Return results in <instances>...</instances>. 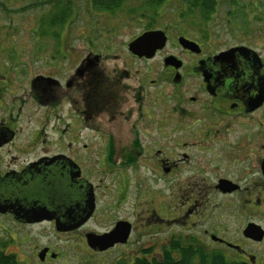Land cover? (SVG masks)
<instances>
[{
  "label": "flooded vegetation",
  "instance_id": "flooded-vegetation-1",
  "mask_svg": "<svg viewBox=\"0 0 264 264\" xmlns=\"http://www.w3.org/2000/svg\"><path fill=\"white\" fill-rule=\"evenodd\" d=\"M75 1L0 2V250L73 264L55 233L101 264L186 251L264 264V34L245 23L264 21L262 5L231 3L239 33L222 42L220 2L172 0L165 21L171 0H152L127 35L121 5L86 0L98 18L73 35ZM109 234L112 247L91 246Z\"/></svg>",
  "mask_w": 264,
  "mask_h": 264
},
{
  "label": "rangeland",
  "instance_id": "rangeland-1",
  "mask_svg": "<svg viewBox=\"0 0 264 264\" xmlns=\"http://www.w3.org/2000/svg\"><path fill=\"white\" fill-rule=\"evenodd\" d=\"M21 1H25V0H0V2H21ZM27 1V0H26ZM55 2L57 0H54ZM75 2L79 3V9H75L72 10L71 13V19H73V24L71 27V31L73 35H77L80 34V32H82V24L84 20H87L89 18H98L96 15L98 14L97 10H88L87 7H85V3L86 0H76ZM152 3V0H126L123 2V4L120 7L122 10H125V12L127 13V19L124 20L126 22L123 21H115L116 25L118 26L119 30H127L128 32L126 33L127 35H130L131 33L134 32H139L142 28V25H146L144 23H146L145 19L147 17V9H146V5L147 3ZM167 2V1H166ZM169 2V1H168ZM166 3L165 4V9L166 12H168V15L164 18L165 21H167L168 19H172L174 17H172V14L175 12L172 9V6H174L175 4H177L174 1H170V3ZM231 3H241L244 5H253L254 4H258V5H262V12L261 15L264 18V0H221L220 4L221 7H218V11L217 13H215L212 17V19H214V22L211 23V26L213 27L212 31L215 35H217L218 39L221 40L222 42H230L231 39V35L233 34H238L239 32H235L234 30H232L229 25L231 23H228L227 19L229 18V10L231 8L230 4ZM169 4V5H168ZM168 5V6H167ZM257 5V6H258ZM58 13V12H56ZM105 17L104 18H108L107 15H109V12L105 11ZM143 14L145 15V17L143 16ZM59 16V14L57 15ZM99 18H102L101 16ZM111 18V17H110ZM137 19H141L143 24L140 25V23L136 22L134 23V26H130L128 22L130 21H135ZM192 20L194 19L193 16L189 17ZM233 20L238 19V16L233 15L231 17ZM239 20L244 22L241 19V16H239ZM252 20H254V22H252ZM257 17L256 18H252L249 21H245L248 22V26L250 28L249 34L251 35H255L257 33H263L264 34V21L257 23ZM119 22L123 23V24H119ZM228 26V27H227ZM257 27H259L257 29ZM38 239V237H37ZM41 241L39 242H44L46 241V236L44 234L41 233V238H39ZM53 243H57L56 246L61 247L63 249L66 250V252H68L70 254L71 259L73 260V264H101L99 261H101V258L95 256V258H91L89 257V255L84 252V251H75V250H70L68 246H72L70 242H68L67 240V236H63V235H56L55 233H53ZM68 245V246H67ZM75 248V247H74ZM65 252V251H64ZM108 256V254H107ZM118 256V253L116 252H112V255L110 256L111 259H115Z\"/></svg>",
  "mask_w": 264,
  "mask_h": 264
},
{
  "label": "trees",
  "instance_id": "trees-1",
  "mask_svg": "<svg viewBox=\"0 0 264 264\" xmlns=\"http://www.w3.org/2000/svg\"><path fill=\"white\" fill-rule=\"evenodd\" d=\"M54 1V0H53ZM100 3H105L106 5H114L119 7L120 5L123 4L124 1L126 0H95ZM155 3H159L161 0H153ZM221 0H188L190 6L197 7L200 6L204 11L207 10V6L209 7H214L216 3H219ZM114 7H107V10H111ZM118 9V8H117ZM57 12L62 13L63 15L66 14V16H57L54 15L53 19L59 20V19H66L69 17V14L66 10H57ZM71 13V12H70ZM193 253H189L186 251L185 256L182 258V260L178 261L172 257L169 259L165 260L164 264H240L237 262H228L225 260V258L220 254L217 253L216 255H213L212 257H209L208 259L204 257H200L198 260H194L193 258ZM0 264H18L15 258L11 255H8L5 253L3 250H0ZM117 264H126L124 262H119ZM133 264H150L147 259L144 258H139L136 260L135 263ZM154 264H163L162 262H156Z\"/></svg>",
  "mask_w": 264,
  "mask_h": 264
},
{
  "label": "water",
  "instance_id": "water-1",
  "mask_svg": "<svg viewBox=\"0 0 264 264\" xmlns=\"http://www.w3.org/2000/svg\"><path fill=\"white\" fill-rule=\"evenodd\" d=\"M149 33L143 34L140 38H138L134 43L131 44V48L133 50H145L144 43L150 40ZM43 219V218H41ZM89 242L93 248H98L100 251L106 250L109 247H112L117 241V236L114 234H109L105 236H93L90 235L88 237Z\"/></svg>",
  "mask_w": 264,
  "mask_h": 264
}]
</instances>
